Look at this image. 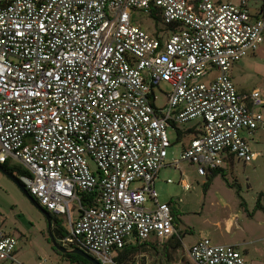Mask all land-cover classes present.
<instances>
[{
  "label": "built area",
  "instance_id": "1",
  "mask_svg": "<svg viewBox=\"0 0 264 264\" xmlns=\"http://www.w3.org/2000/svg\"><path fill=\"white\" fill-rule=\"evenodd\" d=\"M153 9L152 32L133 22ZM263 41L264 0H0V164L17 161L29 195L62 216L60 245L99 264H141L116 256L180 240L154 186L162 167L179 169L189 190L182 162L208 176L252 161L246 136L264 132V98L239 92L230 71ZM161 82L170 91L157 107ZM169 127L198 134L166 163ZM17 244L0 231V264H19ZM185 252L191 264H257L207 236Z\"/></svg>",
  "mask_w": 264,
  "mask_h": 264
},
{
  "label": "rangeland",
  "instance_id": "2",
  "mask_svg": "<svg viewBox=\"0 0 264 264\" xmlns=\"http://www.w3.org/2000/svg\"><path fill=\"white\" fill-rule=\"evenodd\" d=\"M255 3L250 2L252 12ZM132 19L148 32L153 31L154 23L144 11H136ZM230 73L238 91L249 93L258 89L264 98V41L255 52L235 63ZM169 91L166 82L153 90L157 107L164 106L165 93ZM260 111L264 114V108ZM195 123H187L181 128L185 130ZM185 132L178 140L175 130L167 129L171 146L166 163L178 159L189 143L192 134ZM246 138L254 154L252 161L249 164L237 159L226 162L222 167L225 176L221 173L199 176L195 167L182 162L184 177L191 185L189 190H184L179 183V169L166 165L159 170L154 185L158 199L175 202L180 213L176 230L181 241L177 237L163 244L152 240L139 251L141 264H190L185 247L201 236H207L213 243L235 245L249 263L264 264V196L260 198L261 207H256L259 195L264 194V132L259 130ZM7 165L10 170L19 168V163L12 159ZM91 167L93 169L95 165L91 163ZM168 179L172 183L166 182ZM78 210V205L72 203L74 218L78 216ZM56 217L62 220V216ZM0 231L17 238L14 257L19 264H70L62 252L54 249L46 216L1 169Z\"/></svg>",
  "mask_w": 264,
  "mask_h": 264
},
{
  "label": "trees",
  "instance_id": "3",
  "mask_svg": "<svg viewBox=\"0 0 264 264\" xmlns=\"http://www.w3.org/2000/svg\"><path fill=\"white\" fill-rule=\"evenodd\" d=\"M149 16H150V18H152V20L154 21L155 24H157V22L160 20V16H159L158 12L156 10H154V9L152 11H150V15ZM185 133L186 134L187 133L188 134H192V133L193 134H198L192 128L187 129ZM181 134H182V131H178L177 132L176 137H177L178 140L180 139ZM0 169L3 170L5 173H8V174H10L12 176H13L15 171L22 172L21 169H17V168L15 170H10L8 168L7 163L0 164ZM219 173H221L223 176H225L224 170L221 169V168L213 170V171L210 172V174H212L213 176L216 175V174H219ZM16 179H18V178H16ZM94 196H95L94 194H91V195L83 194L82 195V200L87 205H93L94 202H95ZM262 196H264V194H260L259 197H258L257 206H256L257 208L261 207L260 198ZM168 204L170 205L171 212H172L173 217H174L173 222L175 224V228L177 229V227H178L177 226V222H178L179 214H180L179 210H178L177 206L175 205L174 201L171 200V201L168 202ZM245 210L247 211L246 206H245ZM49 216H50V219H51V229H50L51 230V234L54 237L58 238V240H59L63 236H65L67 234L66 227L63 224V220H59L56 216H54L52 214H49ZM148 244H150V242L143 243V244H141L139 246H127L125 249H123L122 251H120L118 253V255L116 256V259L118 261H126V260L133 261L134 259H136V256L139 255L140 249L143 246H146ZM62 255L68 259L67 261L70 264H93L92 262L88 261L84 257H82V256H80L78 254L72 253V252L62 253Z\"/></svg>",
  "mask_w": 264,
  "mask_h": 264
},
{
  "label": "water",
  "instance_id": "4",
  "mask_svg": "<svg viewBox=\"0 0 264 264\" xmlns=\"http://www.w3.org/2000/svg\"><path fill=\"white\" fill-rule=\"evenodd\" d=\"M10 178L13 179V181L25 192V194L33 201V203L42 211V213L46 216L48 224H49V228L51 229V219L49 216V213L43 209L36 201L35 199L29 195V193L27 192V190L23 187V185L18 181V179L15 178V176L10 175L8 173H6ZM51 233V232H50ZM51 235V239H52V244L55 247V249H57L58 251L62 252V253H67V252H72L75 254H78L82 257H84L85 259H87L88 261L92 262L93 264H99V262L97 260H95L91 255L87 254L86 252L80 250V249H73V250H69L66 249L65 247H63L62 245L59 244L58 241H56V239L54 238V236L52 234Z\"/></svg>",
  "mask_w": 264,
  "mask_h": 264
},
{
  "label": "crops",
  "instance_id": "5",
  "mask_svg": "<svg viewBox=\"0 0 264 264\" xmlns=\"http://www.w3.org/2000/svg\"><path fill=\"white\" fill-rule=\"evenodd\" d=\"M239 92H242V93H247V92H243V91H239ZM264 108V107H263ZM227 229V228H226ZM180 241H181V236H180ZM190 263V262H189ZM191 264V263H190Z\"/></svg>",
  "mask_w": 264,
  "mask_h": 264
},
{
  "label": "bare ground",
  "instance_id": "6",
  "mask_svg": "<svg viewBox=\"0 0 264 264\" xmlns=\"http://www.w3.org/2000/svg\"><path fill=\"white\" fill-rule=\"evenodd\" d=\"M228 224L230 225V222Z\"/></svg>",
  "mask_w": 264,
  "mask_h": 264
}]
</instances>
